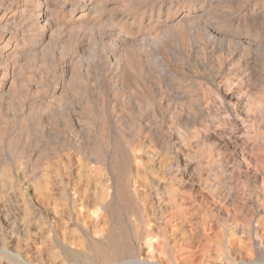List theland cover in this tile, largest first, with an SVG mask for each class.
Returning <instances> with one entry per match:
<instances>
[{
    "label": "rangeland",
    "instance_id": "obj_1",
    "mask_svg": "<svg viewBox=\"0 0 264 264\" xmlns=\"http://www.w3.org/2000/svg\"><path fill=\"white\" fill-rule=\"evenodd\" d=\"M0 264H264V0H0Z\"/></svg>",
    "mask_w": 264,
    "mask_h": 264
},
{
    "label": "bare ground",
    "instance_id": "obj_2",
    "mask_svg": "<svg viewBox=\"0 0 264 264\" xmlns=\"http://www.w3.org/2000/svg\"><path fill=\"white\" fill-rule=\"evenodd\" d=\"M47 3V2H46ZM39 5V4H38ZM43 6V5H42ZM31 7V6H30ZM47 7V6H46ZM48 9V8H47ZM38 11V10H37ZM47 11V10H46ZM38 15V14H37ZM47 18V17H46ZM33 19V18H32ZM43 20V19H42ZM34 22V20H33ZM52 22V20H51ZM35 24V23H34ZM44 25V24H43ZM40 26V25H39ZM45 26V25H44ZM43 27V26H42ZM44 29V28H43ZM48 30V29H47ZM47 38V37H46ZM46 41V40H45ZM50 41V40H49ZM49 45V44H48ZM10 59V58H7ZM95 253L98 254L99 257H103L102 251L98 247H94Z\"/></svg>",
    "mask_w": 264,
    "mask_h": 264
}]
</instances>
